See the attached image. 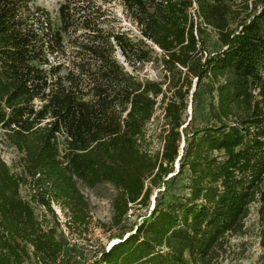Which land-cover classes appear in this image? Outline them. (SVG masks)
Returning a JSON list of instances; mask_svg holds the SVG:
<instances>
[{
	"label": "trees",
	"instance_id": "16d2710c",
	"mask_svg": "<svg viewBox=\"0 0 264 264\" xmlns=\"http://www.w3.org/2000/svg\"><path fill=\"white\" fill-rule=\"evenodd\" d=\"M207 28L220 48L203 55ZM152 61L162 79H140ZM193 80L210 96L198 127L184 119ZM158 106L153 152L145 142ZM0 129L20 152V172L0 156V264H75L21 185L85 230L80 185L117 189L118 226L184 173L182 193L158 200L92 264H218L253 204L264 217V0H62L54 16L35 0H0ZM259 238L264 264L263 223Z\"/></svg>",
	"mask_w": 264,
	"mask_h": 264
},
{
	"label": "rangeland",
	"instance_id": "374dc122",
	"mask_svg": "<svg viewBox=\"0 0 264 264\" xmlns=\"http://www.w3.org/2000/svg\"><path fill=\"white\" fill-rule=\"evenodd\" d=\"M35 1L37 4L48 9L54 16L62 0ZM113 11L122 20L123 26L129 28L133 34L137 33V29L125 18L119 4L116 3L114 5ZM202 37L205 49L203 55L220 48V43L214 30L207 28ZM155 51L160 55L161 51L159 49L156 48ZM120 60L122 61V58ZM126 67L129 68L128 66ZM136 75L143 80L159 81L163 77L161 63L156 61L146 63L141 70L136 72ZM203 85L202 83L198 84L195 80L192 81L188 94V107L184 114V119L189 123V126L198 127L209 122L208 103L210 96L207 93V86ZM163 124L162 106H158L152 119L147 124L145 146L150 151L156 152L161 150L162 142L159 133ZM0 156L14 172H20V152L4 141L1 129ZM175 170H177V165L175 166ZM186 175L187 173H184L174 179H169L167 181V191H162L163 187L153 189L148 206L132 205L118 226H114L111 223L113 213L112 200L117 193V189L112 184L105 182L99 183L92 188L80 185V189L89 204L90 218L85 226V230L82 225H74L73 228L69 229L65 224V221L69 219L65 212L66 210L58 203L51 204L54 211V214H51L44 206L32 200L30 198L32 190L28 185H21L20 194L24 199L30 201L35 214L40 220L44 217L48 225L57 227V234L63 242V248L69 250V255L75 264H92L100 257L102 249L107 250L114 242L118 241L119 237H123L129 231L135 229L136 225L142 221L141 219L150 214L153 204L158 200L163 199L167 201L172 195L182 193L185 189ZM56 219L58 220V225L56 224ZM262 223L264 224V217L261 218L259 216L257 204H253L245 221V233L230 239L228 252L218 264H259V257L263 252L259 243V232ZM30 263L37 264L33 259ZM30 263L26 262L25 264Z\"/></svg>",
	"mask_w": 264,
	"mask_h": 264
},
{
	"label": "water",
	"instance_id": "95a60500",
	"mask_svg": "<svg viewBox=\"0 0 264 264\" xmlns=\"http://www.w3.org/2000/svg\"><path fill=\"white\" fill-rule=\"evenodd\" d=\"M116 242H117V241H116ZM114 243H115V242H114ZM114 243H113V244H114Z\"/></svg>",
	"mask_w": 264,
	"mask_h": 264
}]
</instances>
